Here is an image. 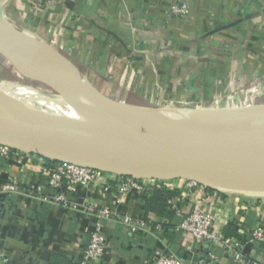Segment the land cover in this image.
<instances>
[{"label": "crops", "instance_id": "crops-1", "mask_svg": "<svg viewBox=\"0 0 264 264\" xmlns=\"http://www.w3.org/2000/svg\"><path fill=\"white\" fill-rule=\"evenodd\" d=\"M176 1L0 0V6L18 28L61 47L69 57H82L88 71L99 76L105 68L113 71L114 81L105 83L108 91L98 88L112 98L141 105L125 98L124 92H129L144 99L143 104L157 98L206 101L229 85L228 95L238 105L233 108L253 107L255 99H264V92H259L264 82L237 94L232 91L234 85L240 87L250 79L264 77L260 60L264 53L245 45L258 39L245 32L236 34L241 44L236 52L224 34L228 30H222L228 21L245 19L250 11L264 9V0H186V17L170 14ZM252 24L246 23L248 27ZM204 50L202 57H196ZM191 57L194 63L189 64ZM252 58L258 61L252 63ZM224 107L206 110L231 109ZM46 160L12 148L0 154V264H51V256L54 263L61 257L60 264H79L95 221L94 214L84 211L83 206L114 208L142 218L144 200L156 188L171 193L163 214L148 212V226L138 233H130L113 219L105 220L102 231L108 241L107 253L95 264H152L156 257L168 254L181 257L184 264H196L208 254L216 255V264L264 260V238L253 237L256 227L264 226V193L228 191L183 179H145L142 191L125 193L104 191L100 184L91 183L87 189L66 192L68 203L78 207L73 209L52 199L54 191L46 175L51 165ZM10 185L15 189L7 190ZM195 208L212 216L218 234L240 244L241 259L234 260L223 242L193 239L177 229L181 217ZM229 223L238 236H224Z\"/></svg>", "mask_w": 264, "mask_h": 264}, {"label": "water", "instance_id": "water-1", "mask_svg": "<svg viewBox=\"0 0 264 264\" xmlns=\"http://www.w3.org/2000/svg\"><path fill=\"white\" fill-rule=\"evenodd\" d=\"M4 15L3 6L1 5L0 18ZM19 34L26 39L31 36L36 37L21 29ZM36 38L46 46L48 52L54 57L53 59H51L52 57L36 58L21 55L11 45L1 40L0 55L6 58L12 66L20 65L23 68L32 69L50 68L58 65L66 67L80 89L104 111L114 132L110 137L118 143L115 135L117 130L115 115L120 113L118 103L124 102L133 106L146 107L106 95L55 47L39 37ZM39 82L51 88L48 81ZM224 112L223 114L227 115L228 118L237 117L240 120H247L242 139L238 142L235 139L237 143L234 145H225L223 121H207L205 124L218 129V141L212 149L200 152L195 156L163 155L151 157L146 161H131L113 159L96 151L64 131L52 120L0 93V125L22 141L21 144H12L0 140V144L22 152L39 155L50 161L85 166L116 176L157 180L183 179L228 191L248 190L264 193V147L250 148V143L257 130L259 117L264 113V104L254 105L253 107L231 108ZM120 115L122 114L120 113ZM67 117L60 116V118L66 119ZM94 122L96 130L108 134L98 120ZM139 132L141 133V129ZM122 134L135 145L134 148L123 147L124 150L129 152H137L142 149L162 150L172 140L191 137L189 132L180 133L172 139L152 140L150 145H140L135 144L136 139L127 131L122 130Z\"/></svg>", "mask_w": 264, "mask_h": 264}, {"label": "bare ground", "instance_id": "bare-ground-1", "mask_svg": "<svg viewBox=\"0 0 264 264\" xmlns=\"http://www.w3.org/2000/svg\"><path fill=\"white\" fill-rule=\"evenodd\" d=\"M19 33L20 28L13 22L4 16L0 18L1 41L11 45L16 52L24 56L54 58L40 40L33 37L26 39ZM13 66L22 78L37 82L48 81L56 95L37 90L23 82L0 78L1 94L52 120L70 135L113 159L146 161L151 157L163 155L195 156L200 152L212 149L218 141V129L205 124L207 121H223L226 146H232L240 141L246 130L247 120H240L237 117L228 118L223 114L227 110H194L190 112L159 107L142 108L120 102L118 110L125 116L123 117L120 113L115 115L117 143L110 137L114 132L104 111L80 89L66 67L58 65L50 68L32 69L23 68L20 65ZM51 102L56 103L57 106L63 105L69 112L67 119L60 118L58 107L53 106ZM81 117L85 119L81 120ZM95 120H98L105 128L107 135L96 130ZM122 130L130 133L136 139L135 144L140 145H150L152 140L172 139L180 133L189 132L191 137L172 140L162 150L142 149L137 152H129L123 147L134 148L135 145L123 136ZM0 140L12 144L22 143L18 137L1 125ZM262 147H264V113L259 117L256 133L250 143V148Z\"/></svg>", "mask_w": 264, "mask_h": 264}, {"label": "built area", "instance_id": "built-area-1", "mask_svg": "<svg viewBox=\"0 0 264 264\" xmlns=\"http://www.w3.org/2000/svg\"><path fill=\"white\" fill-rule=\"evenodd\" d=\"M189 12V4L186 0H177L170 7V14L175 17H186ZM9 147L0 144V154L7 153ZM47 183L53 189L52 199L61 202L64 207L77 209V205L68 203L66 192L87 189L91 183H98L104 191L114 189L118 193H125L131 190L142 191L144 180L134 177H123L102 172L85 166H79L66 162H57L48 167L46 171ZM191 184H196L190 181ZM9 191L15 189L13 185L6 188ZM171 208L175 209L172 201H168ZM84 211L94 214L95 221L89 232L87 242L82 252L79 264H95L102 256L107 253L108 241L102 231V223L105 220L113 219L124 226L130 233H138L148 226V220L134 218L126 214H121L114 208L95 209L92 205H85ZM177 212L179 210L176 209ZM177 229L193 239H201L212 244L223 242L232 253L234 260L242 258L239 243H231L223 238L213 228L212 216L203 212L199 208L193 209L189 214L181 217ZM253 237L264 238V226H257L253 231ZM217 257L208 254L199 259L196 264H216ZM2 259L0 258V263ZM152 264H184L181 257L175 254L160 255L155 258ZM249 264H264V260L251 261Z\"/></svg>", "mask_w": 264, "mask_h": 264}, {"label": "rangeland", "instance_id": "rangeland-1", "mask_svg": "<svg viewBox=\"0 0 264 264\" xmlns=\"http://www.w3.org/2000/svg\"><path fill=\"white\" fill-rule=\"evenodd\" d=\"M5 2V1H3ZM2 2V4H3ZM264 9H257V10H252L249 13H247V15L244 16L245 19H235V22H232L231 20L228 21V24L225 23L224 26L225 28L222 29L221 27H219L222 30H228V31H224V34L226 36V38H228L230 40V49L235 48L236 52L239 51V48L241 47V44L238 41V38H236V34H239L241 36L242 32L247 33L246 35L248 36L249 34H251V38L253 39H258V41L255 42H250V43H245V45H249L251 47V49L256 50V51H261L264 53ZM5 18L9 19V21L13 22L9 16H4ZM242 17V16H241ZM247 22H253L252 25H246ZM17 23V21H16ZM18 24V23H17ZM214 28L217 27V25H213ZM238 28V30H237ZM23 30V29H21ZM260 34L261 37L257 38L255 36V34ZM262 34V35H261ZM222 38V37H221ZM232 43V44H231ZM190 44H192V46L195 44V42L193 41V43L191 42ZM221 45V42L219 43ZM218 45L221 49L222 47ZM218 47V48H219ZM60 53H62L64 56H66L72 63H74L79 70H81V72L85 75V77L92 83L94 84L97 88H100V90L104 91L103 89L105 88L108 91V87H106L105 83H109L114 81V73L113 71L110 70V72L105 70L102 72V75L99 76L97 73H92L90 71H88V66H87V61H85L84 59H82V57L80 58H72L69 57L67 52H65L61 47H55ZM221 49H219L221 51ZM202 51V50H200ZM205 51V50H204ZM208 51V50H207ZM205 52H201V53H197L196 57H199V55L202 57L203 54H205ZM209 56V53H208ZM192 58V59H191ZM189 58L191 63H194L193 61V57ZM208 59V58H207ZM192 60V61H191ZM195 60V59H194ZM262 61V63H264V57L260 59ZM256 61H258V59L256 58H252L251 62L255 63ZM254 65V64H253ZM93 71V70H91ZM113 73V74H112ZM251 75V74H250ZM250 75H248V77L250 78ZM0 78L4 79V80H9V81H19V82H23L26 83L28 85H30L32 88H35L37 90L40 91H44V92H48L49 94H54L53 90L46 84L42 83V82H37V81H29L25 78H22L19 76V74L15 71L14 67L11 65V63L4 58L3 56L0 55ZM252 79H250L249 81L246 82V84L241 85L240 87H232V91L234 92V94H237L238 92H240L241 90H247L249 88H251L253 85H256L260 82H264V77L261 76V78H256L254 81H251ZM245 83V82H244ZM6 85H10L9 83H5ZM105 85V87L103 85ZM13 84L11 83L10 86H12ZM229 85L226 86V88H224L218 95H216L214 98L210 99V100H191V101H187L186 99L183 98H161V99H154L150 102L147 101V104H143V102H145V100L140 99L139 97L134 95H129V92H124V96L127 100L136 102V103H142L141 106L144 107H159V108H167L169 110L171 109H178V110H186V111H194V110H206V109H220L224 106H222L223 102H229L226 103L224 108H233V107H237L238 105L236 103H233L230 99L231 96L228 95L227 92V88ZM106 91V92H107ZM111 91V90H110ZM259 92H264V86L261 88V90H259ZM56 95V94H54ZM55 100V99H54ZM219 101V102H218ZM243 103H246L247 100L244 99L242 101ZM51 104L53 106H57L55 105L56 103L51 102ZM251 104L254 105H259V104H264V99L260 98V99H255V101ZM58 108V112L60 113L61 116L63 117H67L69 115V112H67L65 110V108L63 107V105L61 104L60 106H57ZM84 117H81V120H84Z\"/></svg>", "mask_w": 264, "mask_h": 264}, {"label": "trees", "instance_id": "trees-1", "mask_svg": "<svg viewBox=\"0 0 264 264\" xmlns=\"http://www.w3.org/2000/svg\"><path fill=\"white\" fill-rule=\"evenodd\" d=\"M46 162L49 165H54L55 163H57V162L50 161V160H46ZM170 194L171 193L169 190H166L164 188H156L153 191L152 195L144 200L142 218L145 219L148 212H157V213L162 215L163 214L162 212L164 210V207L166 206V202H167ZM235 231L236 230H235V227L233 226V224L229 223L224 228L223 234H224V236H238ZM51 257L49 258V262L51 264H60L59 262L61 260V257L57 256L59 258V262H57V263H54V260Z\"/></svg>", "mask_w": 264, "mask_h": 264}]
</instances>
